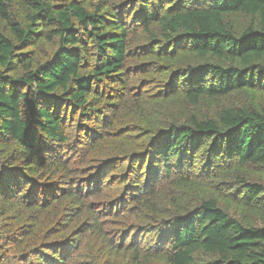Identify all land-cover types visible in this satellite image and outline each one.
Listing matches in <instances>:
<instances>
[{
  "label": "trees",
  "instance_id": "trees-1",
  "mask_svg": "<svg viewBox=\"0 0 264 264\" xmlns=\"http://www.w3.org/2000/svg\"><path fill=\"white\" fill-rule=\"evenodd\" d=\"M232 15L244 18L239 27ZM135 26L147 41L132 46ZM134 57L143 60L130 65ZM154 65L167 73L165 92L132 90L131 69ZM260 89L264 0H0V264L10 254L77 264L91 242L100 264L121 253L131 264H196L198 253L264 264V221L238 219L193 171L203 145L207 167L225 157L264 167ZM241 91L246 101L216 116L165 105ZM128 107L124 122L110 119ZM142 119L135 147L107 148L100 161L65 150L71 127L94 151L108 136L127 140ZM168 183L192 196L181 204ZM240 183L228 201L264 213V182Z\"/></svg>",
  "mask_w": 264,
  "mask_h": 264
},
{
  "label": "rangeland",
  "instance_id": "rangeland-1",
  "mask_svg": "<svg viewBox=\"0 0 264 264\" xmlns=\"http://www.w3.org/2000/svg\"><path fill=\"white\" fill-rule=\"evenodd\" d=\"M58 2H65V0H54ZM99 0H87L88 3H94L96 4ZM179 1V0H175ZM230 23L235 25L236 27H239L243 21L244 18L240 15H232L228 18ZM132 30V36H131V45H138L141 43H144L147 41V37L142 32L141 28L135 26ZM40 51L42 54L47 55L49 52V45L46 43H43L39 46ZM189 59L191 57L188 56ZM143 59H140L139 57H134L131 60L130 65H136L139 62H141ZM165 69L163 66H144V67H136L134 69H131V78H132V90H138L144 89L146 90V93L156 95V97L162 92L163 85L161 84V79L167 75L165 74ZM250 93H247L245 91H241L239 93L230 94L228 96L222 97L220 99H211L206 98L203 99L199 105L193 106L192 104L187 103L185 100H170L165 103V105H168L171 107V109L176 112L184 111L187 114H197L199 116L201 115H210V116H216L218 115L219 111L228 106H235L240 105L246 101V98H248V95ZM257 101L258 103L264 107V89H260L257 93ZM161 106V102L157 104H151L150 108L147 110L151 113H154L158 107ZM161 109V107H160ZM134 111V108L128 107L126 110L121 111L118 115H109L110 119L115 121L116 123L124 122V120L127 119V116L131 114ZM118 118H121V120H118ZM143 119L141 122L135 123V129L131 131L130 135H126L128 138L127 140L122 139H116L114 137L108 136V141H103L100 144V147L97 150H92L91 147L86 146L85 144L81 143L83 139H80L81 137V129L75 130L73 127H71L70 130H72V133L70 134L71 139L69 142L68 147L65 148L70 156H75V158L81 159V156L83 158L89 157L91 154L98 155V161L105 158V155H107V148H119L122 150H126V147L131 148L137 146L141 142H143L146 138L143 137V134L146 133V129L144 125H142ZM206 145H203L199 147L196 157L193 160V163L195 165L194 172L198 174L197 178H199L204 185H208L211 190H216V194H220V203L223 207H228V209L232 212L234 216H236L238 219L244 221V222H253L255 224L261 223L264 221V213H256L252 211H247L245 207H243L239 202H236L237 195L239 196V187H241L240 178H246L251 181H257V182H264V167L256 166L255 164L250 163H239L237 159H228L229 157H222L219 159L221 161L224 158V161L222 163H218V160L212 162V166L210 167L208 165L207 167V158L204 152L206 151ZM80 154V155H79ZM79 162V161H78ZM212 170L211 177L207 176V173H201V170ZM179 173H174L173 176H178ZM163 183H166V180H163ZM181 185L180 183L178 184ZM179 186L170 185L167 184V192H176L178 193V197L182 200L181 204L185 203L186 198H190L192 196V193H184L183 189H181ZM212 191V192H213ZM216 194H212L211 196H215ZM240 198V196H239ZM228 199H234L236 201L229 202ZM109 230H112L109 228ZM148 239V238H147ZM124 257V258H123ZM82 260H80V263L77 264H100L97 263L96 260L98 258L97 251L93 249V242H91L88 247H86L82 253ZM129 257H127L125 254L121 253L119 259L120 261L117 264H131L128 262ZM8 264H20V261L18 260V257H13L12 254L9 256V260L7 261ZM143 264H162L160 262H144ZM196 264H220L219 258L217 256H211L204 253H198L196 256Z\"/></svg>",
  "mask_w": 264,
  "mask_h": 264
}]
</instances>
